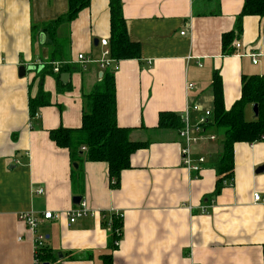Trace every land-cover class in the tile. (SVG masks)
<instances>
[{
	"label": "crops",
	"instance_id": "1",
	"mask_svg": "<svg viewBox=\"0 0 264 264\" xmlns=\"http://www.w3.org/2000/svg\"><path fill=\"white\" fill-rule=\"evenodd\" d=\"M109 1L90 0L55 29L48 25L68 10V0H0V264H42L34 253L36 233L19 216L67 211L76 206L74 196L96 213L75 223L65 215L43 219L37 232L55 256L45 264H104L107 254L113 264H264V172H257L264 141L235 144L233 174L215 193L221 131L205 126L203 138L191 144L192 158H205L195 172L181 162L185 142L178 130L158 126L160 112L182 118L192 104L202 109L192 121L203 110L213 113L216 71L226 109L241 97L243 76H264V16L239 22L248 0H122L140 57L119 60L114 72L117 122L132 128L131 141L147 145L131 155L113 186L106 162L89 161L81 150L73 163L70 150L50 137L52 129L81 126L84 95L103 71L77 57L102 58ZM59 62L68 67L60 83L58 72H46L41 83V72ZM22 65L27 70L20 76ZM63 73L70 74L65 81ZM40 83L51 104L33 115L29 99ZM252 107L245 106L246 119L256 118ZM114 215L122 231L111 248Z\"/></svg>",
	"mask_w": 264,
	"mask_h": 264
},
{
	"label": "trees",
	"instance_id": "2",
	"mask_svg": "<svg viewBox=\"0 0 264 264\" xmlns=\"http://www.w3.org/2000/svg\"><path fill=\"white\" fill-rule=\"evenodd\" d=\"M90 0H68V10L49 23L48 27L57 28L63 23H70L77 18L80 11L86 8ZM110 55L116 60L139 58L140 45L130 40L126 20L123 15L122 0H110ZM245 15L264 16V0H248L239 16V22ZM237 28H241L240 24ZM232 37V32L223 35L224 43ZM54 39H56L54 37ZM60 45V41H54ZM60 65V71L55 73L60 83L61 72L68 67ZM53 63L47 65L41 72V83L46 72L53 74ZM40 83L36 96L29 99L31 114L35 115L41 106L51 104L50 94ZM214 108L212 118L207 126H215L223 135L221 154L215 164L217 187L219 192L223 180L232 176L234 171V146L237 142L264 141V76H243L241 97L226 109L223 99V87L220 74L216 71L213 81ZM258 105V116L253 120L245 118L244 110L247 104ZM158 126L179 130L182 126L181 116L175 112H160ZM131 127L120 126L117 122V101L115 73L111 68L103 70L100 81L94 89L84 95V105L81 126L76 128L59 127L50 131L51 139L60 147L70 150L73 163L79 158V151L85 147V157L89 161L106 162L109 174L116 180L113 186L119 184L120 174L131 166V155L147 145L146 142H135L129 139ZM77 173V172H75ZM74 182V174L72 176ZM121 217L114 215L112 223L113 235L110 247L116 248L121 237ZM37 262L52 263L55 256L45 245L35 254ZM104 264H113L112 254L103 256Z\"/></svg>",
	"mask_w": 264,
	"mask_h": 264
},
{
	"label": "built area",
	"instance_id": "3",
	"mask_svg": "<svg viewBox=\"0 0 264 264\" xmlns=\"http://www.w3.org/2000/svg\"><path fill=\"white\" fill-rule=\"evenodd\" d=\"M100 43L104 47L102 58L99 60H95L92 57H87L83 54H79L77 60L79 62H97L100 66V69L103 71L105 69L111 68L112 71H116L119 67L118 60L114 59L110 55V48H109V39L103 38L100 40ZM239 46V44H237ZM254 63L257 62L256 56L253 55ZM61 63H53V71L59 72ZM189 87H192L193 84H189ZM202 109L198 104H192L186 107L184 114L182 115L181 121L182 126L178 130L180 138L185 142V145L181 149V162L185 168L190 171L198 172L202 168L205 163V158L203 156L198 157V159L194 160L192 158L191 153V144L197 142L198 140L202 139V132L207 126L208 120L212 117V111L210 109L203 110L201 115L195 120L192 121L191 114L194 112H200ZM198 133L197 135H195ZM210 139H215V136H209ZM85 150V147L82 148ZM262 199L260 193H254V201H260ZM96 211H91L88 207L86 200H81L79 205L73 206L67 211L54 213L53 211L47 210L42 213L40 216L36 215L33 212H25L22 213L19 218L23 220L28 228L35 232L36 235L33 239V246H34V253H38V250L45 246L46 244V237L44 233L37 232L38 225L43 219L51 220V219H59L63 215L68 217L71 223H75L78 219L87 216L89 214L94 215ZM36 258V256H35ZM37 260V259H36Z\"/></svg>",
	"mask_w": 264,
	"mask_h": 264
},
{
	"label": "water",
	"instance_id": "4",
	"mask_svg": "<svg viewBox=\"0 0 264 264\" xmlns=\"http://www.w3.org/2000/svg\"><path fill=\"white\" fill-rule=\"evenodd\" d=\"M96 43H97V40L95 41V44ZM26 70H27V68L25 65L20 66L19 67V75L20 76L25 75ZM69 76H70L69 73H63L61 76L62 81H65ZM252 111H253L255 117H257L258 116V105L257 104H253ZM257 172H264V165H261L260 167H258ZM81 200H82L81 196H74L73 197V203L76 205H79Z\"/></svg>",
	"mask_w": 264,
	"mask_h": 264
},
{
	"label": "rangeland",
	"instance_id": "5",
	"mask_svg": "<svg viewBox=\"0 0 264 264\" xmlns=\"http://www.w3.org/2000/svg\"><path fill=\"white\" fill-rule=\"evenodd\" d=\"M246 114V113H245ZM247 120H250V119H247Z\"/></svg>",
	"mask_w": 264,
	"mask_h": 264
}]
</instances>
